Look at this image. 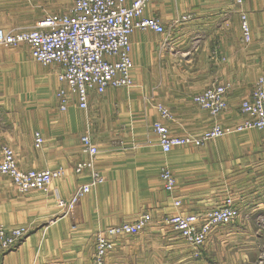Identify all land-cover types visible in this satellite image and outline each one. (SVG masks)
Masks as SVG:
<instances>
[{
    "label": "crops",
    "instance_id": "obj_1",
    "mask_svg": "<svg viewBox=\"0 0 264 264\" xmlns=\"http://www.w3.org/2000/svg\"><path fill=\"white\" fill-rule=\"evenodd\" d=\"M19 1L23 2L0 0V29L8 32L29 28L45 14L63 11L30 15L28 6ZM247 1L249 8L244 0L240 9L246 13L251 30L248 43L241 41L239 12L229 0L150 2L144 15L156 17L165 26L166 32L157 34L149 30H135L132 33L133 86L108 89L89 101V108L94 103L92 106L102 109L115 101L113 94L117 90L122 93V97L118 98L121 114L124 119L127 117L123 130L129 131L127 121L130 122L132 117L140 120L138 125L144 124L145 127L140 130L131 128V133H123L132 140H123L122 152L118 155L112 153L115 149L110 143L105 151L96 145L99 148L96 169L104 182L80 199L71 214L66 207L70 196L76 188L89 181L87 174L74 172L76 164L86 158L79 147L82 130L73 116L74 107H77L71 105L65 112L58 110L55 93L59 84L54 66L34 62L26 44L0 47V109L5 110L7 115H22L21 122L12 123L11 131H25V138L17 146L8 143L9 138L0 144L8 145L16 157L20 154L22 161L18 158L16 161L23 170L57 167L64 170V176L53 180L47 191L34 190L26 194L17 193L11 180L0 175V224L27 228V234L20 242L0 254V264L42 262L36 251L39 250L41 234L45 232V222L50 217L46 216L47 204L53 207L48 211L56 217L50 222V229L75 239L77 243L88 242V233L95 228L118 225L133 220L137 212H149L151 222L147 228L139 234L116 239L106 264H175L173 237H161L159 234L162 233L159 228L167 234V217L175 212L193 213L215 207L230 196L223 191L227 188L236 189L235 192L242 195L238 205L240 210L249 206V200L256 205L253 201L255 197L251 195L264 198V173L239 170L237 165L243 160L229 154L208 155L210 144L187 147L194 149L187 156L179 154L183 152L180 150L183 147H175L164 153L168 157L163 160L159 157L158 137L151 128L152 122L158 120L155 105L161 103L167 106L160 101L166 99L178 100L183 119L197 114L193 124L197 125L198 132L209 128L213 122L231 126L241 120V100L249 95L256 78L264 75V70L255 69L253 56L254 51H264V0ZM13 4H16L15 7ZM252 5L254 8L250 10ZM225 7L233 10L228 12L223 10ZM181 16L188 18L174 24ZM225 18L228 21H224ZM256 38H260L261 43H256ZM216 50L218 55L214 54ZM220 56L225 61H218ZM261 59L264 62L263 56ZM211 83L231 85L227 95L228 107L218 119L211 118L191 100L193 95ZM27 117L29 122L24 124ZM168 129L176 135L191 133L170 125ZM34 132H39L43 138V144L38 149L33 146ZM163 161L176 177L172 193L163 190L158 177ZM143 195L148 198H141ZM175 200L180 201L179 207L174 206ZM232 224V228L228 226L222 232L214 231L202 248L201 257L191 264H253L254 258L262 261L264 253L255 254L254 236L242 232L236 235L232 231L234 227L250 226L249 222L235 220ZM71 227L75 231H71ZM189 254L190 251L185 258L190 262ZM91 257L81 255L76 264H89ZM43 262H46L45 259Z\"/></svg>",
    "mask_w": 264,
    "mask_h": 264
},
{
    "label": "built area",
    "instance_id": "obj_2",
    "mask_svg": "<svg viewBox=\"0 0 264 264\" xmlns=\"http://www.w3.org/2000/svg\"><path fill=\"white\" fill-rule=\"evenodd\" d=\"M151 1L73 0L67 10L47 13L32 27L8 32L0 29V47L26 44L34 62L54 66V75L59 84L55 93L58 110L65 112L72 105L87 111L91 97L103 95L108 89L133 86L134 63L130 38L134 31L166 32L165 26L157 18L144 15ZM229 1L238 8L243 3V0ZM187 18L181 16L174 24ZM239 20L241 41L248 43L251 30L244 11L240 10ZM228 89L227 84L211 83L193 95L191 100L216 119L228 107ZM157 110L162 120L171 119V113L163 106L158 105ZM239 112L242 118L237 124L225 126L213 122L198 135L172 134L161 120L154 121L151 127L163 153L175 147H202L207 141L230 133L251 129L264 131V75L256 78L249 95L241 100ZM79 142L86 158L76 164L74 171L77 174L87 172L90 183L79 186L70 196L66 204L70 214L91 188L104 182L96 169L98 149L91 136L83 133ZM42 144L41 134L34 132L33 146L40 148ZM0 175L11 180L17 193L26 194L34 190L47 191L53 180L63 177L64 170L61 167L23 170L17 164L14 151L8 145L0 144ZM160 179L164 190L172 193L176 186L174 175L168 169H163ZM174 206L179 207L180 201H174ZM238 215L239 206L234 198L228 196L220 204L204 211L175 212L165 219V223L193 249H199L213 228L230 224ZM150 222V214L145 213L97 233L89 264H106L116 239L139 234ZM26 232L25 227L0 224V254L20 242Z\"/></svg>",
    "mask_w": 264,
    "mask_h": 264
},
{
    "label": "rangeland",
    "instance_id": "obj_3",
    "mask_svg": "<svg viewBox=\"0 0 264 264\" xmlns=\"http://www.w3.org/2000/svg\"><path fill=\"white\" fill-rule=\"evenodd\" d=\"M71 2L72 0H23V2L19 1V3H24L25 5L28 6V9L31 10L30 15H32L33 13L35 14L38 13V14L43 15L44 13L58 11V10L64 11V8ZM243 3H244V0H243ZM248 3L249 2L246 0L247 8H249ZM15 5L16 4H13V7H15ZM253 8H254V5L250 7V10H252ZM237 9H238L237 11L240 12L241 9L238 7ZM223 10H226L229 12L230 10H233V9L228 10V8L225 7L223 8ZM234 10H236V8H234ZM224 21H228V19L225 18ZM255 21H257L256 18H255ZM255 42L261 43V39L256 38ZM216 53L218 55L217 50H216ZM253 56H254V61L256 64L255 69L263 71L264 62L262 61L261 56L264 57V51H254ZM218 61H225V58L220 56V58H218ZM225 84L229 86V89H228V92H229L231 85L228 83H225ZM113 96H114L115 101L109 106L108 105L104 106L102 109L100 108L96 109L95 106H92V104L94 103L90 104V108L86 112L74 107L75 110L73 112V116L77 124L79 125V129L82 130L81 134L83 133L89 134L94 144L99 146L100 150H103V151H105L106 147L109 146V143H110L111 147L115 149L114 151L112 150L113 151L112 153H116V155H118L122 152L121 147L123 146V140H132V139H127V137L130 138V136H125L123 135V133L129 134L131 133L130 131L131 128H134L135 130H140L139 128H144L145 125L144 124L138 125V122L140 120L134 119V117H132V120L130 122L127 121V124H129V126L131 127L126 126L127 130L129 131L125 132L126 130H123L122 127L125 126V122H126L125 120L127 119V117H125L124 119L123 115L121 114L122 112L121 107L120 105H118V98L122 97V93H119L116 90L114 91ZM160 101L164 102L169 107L168 108L167 106L161 103L155 105L156 111L158 113V120H161L164 125H166L168 128L170 125L174 129H177V130L186 129L191 132L187 134H193V135L200 134L201 131L198 132L197 125L193 124L196 122L198 118L197 114L193 115V117L196 119H194L193 117L183 119L184 116L180 114V110H179L180 105H178V100L166 99V100H160ZM158 105H161L167 110H169V112L171 113V119L162 120L160 118V112L157 110ZM15 112L16 110L13 111V113ZM224 114L225 112L222 113V115L220 116H223ZM219 117H217V119ZM22 118H23L22 115L16 116V115H12L11 113L7 115L5 113V110L0 109V142H5V140L6 139L8 140L9 138L8 143H11V145L17 146L19 142H21L20 140H23L25 138L24 129L19 130L17 132L11 131L12 126H13L12 123L16 125V123L21 122ZM27 122H29V117H27L26 121L24 120V124H26ZM221 124H225V123L221 122ZM208 144H210V146ZM101 145H103L104 147L102 148ZM207 145L209 146L208 152H207L208 155L229 154L232 157H236V158H239L240 160H243L242 163L237 165L239 170L244 169L246 172H251V171L258 172L259 171V172L264 173V131H258V130L251 129V130L243 131L241 133H230L221 138L207 141L203 146H207ZM245 145H253V146L246 147ZM79 147H80V142H79ZM187 147H192V146H184L183 148L180 149L183 152L179 154L183 156H187V154H191L192 151H194V149L187 148ZM99 148H97L98 154H99ZM184 151L188 153H184ZM159 152H160L159 155H161L159 157L165 160L168 154L165 155L162 151H159ZM15 158H18L19 160L22 161L21 159L22 157L20 156V154H19V157L18 156L16 157L15 155ZM168 159H172V158L169 157ZM164 162L165 161H163V163ZM233 165L235 166V164ZM163 169H168L174 175L173 170L169 168L168 166L166 167L164 163L161 169L159 170L158 177L160 181H161L160 173ZM84 173L88 175L87 172H84ZM246 180L249 181L251 179H246ZM88 183H90V177H89V181L86 184ZM161 184L163 187L162 181H161ZM101 185H97L95 186V188H98ZM235 190L236 189L230 190V188H227L223 191H225V193H228L232 198H234L237 205H240L241 200H242V197L240 196L242 195L239 194L240 192L239 193L235 192ZM249 190H246V192H248L251 195ZM233 192H235L236 194H234ZM252 193H255V191H253ZM258 196L259 195H256V196L251 195L250 197H255L253 201L256 202V205H252V203H250V200H249V206L241 210L239 209L240 210L239 215L235 219V220H241L243 222L244 221L249 222L250 226L234 227L232 231L236 235H241V234H238L239 232L246 233L248 235H253L254 241H255L254 243L255 252H256L255 254L261 255L262 252L264 253V198H259ZM140 197L145 198V199L148 198L147 195H143ZM52 208H53L52 206L47 204L46 216L50 215V217L47 218V221L45 222V226H46L45 232L41 234V237L39 239V243H38L39 250L36 251V253H38L39 258L42 260V262L38 264H61V263L62 264H76L79 256L80 257L81 255L82 257L86 256V258H89L90 255L92 256L95 235L99 233L100 231H103L108 226H105L104 228H95L92 232L88 233V238H89L88 242H86L85 240V241H82V243H77L74 241L75 239L71 240L68 237L67 238L64 237L62 234L58 233L54 229H50V225H49L50 222H52L56 218L55 216L52 215V211H48V209H52ZM143 209H145V211H150L147 208H143ZM145 213L150 214L149 212H143L142 214H145ZM139 214L137 212V214L134 215L132 218L142 215V214L140 215ZM132 218L127 217V219H132ZM127 221H130V220H127ZM233 222L225 226H217L213 228V230L207 236L205 244L210 239L214 231L222 232L228 226L231 227V225H233L232 224ZM167 226H168L167 234L165 233V230H162V228H159L162 232L159 234L161 237L162 236L164 237L166 235L168 236V238L173 237L175 264L195 263L198 260V258L201 257L202 248L205 246V244L199 249H193L183 239H181L178 236V234H176L169 225ZM72 230L75 231V229H72L71 227V231ZM161 244L164 245L163 242ZM82 248H84L83 252L81 253V255H79V252L81 251ZM189 251H190V254H189L190 262L188 258H185L187 257V254ZM196 252H198L197 255H195ZM43 259H45L46 262H43ZM253 264H264V259L261 261V259L254 258Z\"/></svg>",
    "mask_w": 264,
    "mask_h": 264
},
{
    "label": "bare ground",
    "instance_id": "obj_4",
    "mask_svg": "<svg viewBox=\"0 0 264 264\" xmlns=\"http://www.w3.org/2000/svg\"><path fill=\"white\" fill-rule=\"evenodd\" d=\"M64 176V175H63ZM175 201H177V200H175ZM179 201V200H178Z\"/></svg>",
    "mask_w": 264,
    "mask_h": 264
}]
</instances>
